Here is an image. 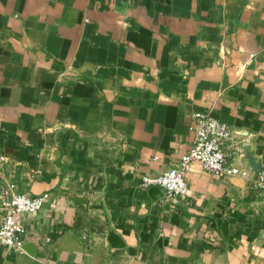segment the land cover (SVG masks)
Masks as SVG:
<instances>
[{"label": "crops", "instance_id": "obj_1", "mask_svg": "<svg viewBox=\"0 0 264 264\" xmlns=\"http://www.w3.org/2000/svg\"><path fill=\"white\" fill-rule=\"evenodd\" d=\"M195 111L264 168V0H0V190L48 194L0 264H264L250 178L194 161L175 205L141 183Z\"/></svg>", "mask_w": 264, "mask_h": 264}, {"label": "built area", "instance_id": "obj_2", "mask_svg": "<svg viewBox=\"0 0 264 264\" xmlns=\"http://www.w3.org/2000/svg\"><path fill=\"white\" fill-rule=\"evenodd\" d=\"M191 127L195 130L194 140L180 163L157 174H143L142 185H159L165 199L173 201L175 205L176 201L183 198L188 191L186 171L192 162L200 161L216 178L240 175L250 178L251 187L255 190H264V168L251 176L249 166L239 165L230 160L237 151H242V148L236 140L235 129L227 121L210 113L195 111ZM245 141L244 137L241 143ZM47 196V193L32 194L18 190L14 184L0 190V244L16 249L22 248L26 227L21 221L20 214L40 209Z\"/></svg>", "mask_w": 264, "mask_h": 264}]
</instances>
